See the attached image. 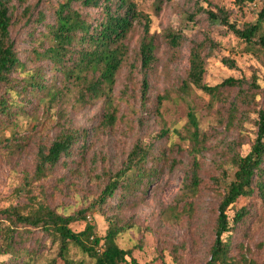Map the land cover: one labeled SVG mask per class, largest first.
<instances>
[{
    "label": "rangeland",
    "instance_id": "obj_1",
    "mask_svg": "<svg viewBox=\"0 0 264 264\" xmlns=\"http://www.w3.org/2000/svg\"><path fill=\"white\" fill-rule=\"evenodd\" d=\"M36 1L26 0L25 5L34 6L31 14L44 12L45 21H51L44 1L35 6ZM209 1L210 5L203 1L197 5L214 12L223 9L229 20L240 28L255 20L264 3V0H255L238 7L234 0ZM136 2L138 10L149 19V33L156 46V60L148 73L150 87L146 107L142 108L139 100L138 48L143 29L141 23H135L124 41L127 58L114 84L117 109L114 125L101 123V100L83 104L72 91L57 96L51 103L39 102L27 93L17 97L22 110H13L15 114L4 118L0 125V208L17 205L27 211L42 202L64 215H74L84 208L87 218L95 224L97 235L105 234L110 220L126 227L118 244L130 249L139 264H206L214 241L223 180L232 176L229 158L249 150L255 138L256 111L264 107V55L246 52L244 44L219 19H210L197 10L196 0H168L159 12L154 10V0ZM12 4L17 7L13 15L15 23L10 29L11 39L25 69L35 71L45 63L34 58L32 52L34 48L40 49L35 39L43 30V24L27 23L21 16L23 6L16 1ZM87 15L98 19L100 9L87 10ZM169 33L183 36L180 46L171 47ZM203 40L212 43L202 53L206 68L204 82L214 85L234 77L244 78L249 85L254 79L259 88H252L253 97L244 100L239 97L238 87H229L224 90L221 101L211 104L209 96L200 90L182 91L180 85L188 71L190 48L193 42ZM42 74L44 82L51 79L59 84L61 80L48 70ZM15 76L20 77V74ZM163 94L159 114L154 106L157 96ZM189 110L194 111L199 122L200 151L190 138ZM69 130H76L80 135L70 154L61 157L52 176L34 183L30 186L31 192H26L24 176L32 173L37 146L49 144ZM137 140L150 145L145 169H155V172L144 180L143 189L135 195L122 202L116 196L111 197L99 210L94 199L101 189L103 171L118 170ZM14 141L23 143L19 148H7ZM194 161L199 166L200 182L197 189L191 190ZM242 205H247L249 212L232 232L230 254L237 261L235 264L241 263V256L262 264L264 201L256 196L239 199L230 214ZM70 226L80 231L84 222L77 221ZM34 240L29 238L23 245L39 250ZM41 245L38 264L52 257L55 251V245L47 238ZM71 254L76 259L80 257L73 247ZM2 260L4 258L0 257Z\"/></svg>",
    "mask_w": 264,
    "mask_h": 264
},
{
    "label": "trees",
    "instance_id": "obj_2",
    "mask_svg": "<svg viewBox=\"0 0 264 264\" xmlns=\"http://www.w3.org/2000/svg\"><path fill=\"white\" fill-rule=\"evenodd\" d=\"M13 1L23 6L21 16L27 23L43 24V30L35 39L40 43V49L34 48L32 52L34 58L45 63L37 66L35 71L25 69L10 36L17 7L12 4ZM41 1L49 9L51 21H45V14L41 11L36 16L32 15L31 9L34 6L25 5L26 0H0V125L4 118L15 114L13 110H22V104L17 102V97L22 93L37 98L39 102L51 103L57 96L71 91L77 95L76 100L83 104L101 100V123L109 127L114 125L117 120L114 84L116 75L127 58L128 48L124 41L135 23H141L143 29L138 48L141 73L139 100L141 107L145 108L150 87L148 73L156 60V46L154 37L149 33V19L138 10L136 0H37L35 6ZM166 1L168 0H154V10L159 12ZM199 1L210 5L209 0H196V5ZM254 1L234 0V3L242 7ZM90 9H100V17L90 18L87 15V10ZM197 10L206 13L210 19H219L244 44L246 52L264 55V3L255 20L244 23L241 28L229 20L223 9L214 12L197 5ZM168 41L172 48H177L181 45L183 36L169 33ZM211 44L208 40L193 42L189 52L188 71L180 85L182 91L188 92L193 88L200 90L209 96L211 104L221 101L224 90L229 87H238L239 97L244 100L253 97L252 88H259L254 79L249 85L244 78L234 77H227L214 85L204 82L206 68L202 53ZM45 70L59 75V84L51 79L44 82L42 73ZM16 73L20 77H16ZM164 98V94L157 96L154 106L156 113L160 114ZM256 114L255 138L249 150L245 154L236 153L229 158L232 176L223 180L214 223V241L206 264L237 263L230 254V237L235 227L245 220L249 209L247 205H242L232 215L229 211L239 199L256 196L264 201V107L258 109ZM187 116L191 141L196 150L200 151L198 119L192 110L188 111ZM79 138L76 130H69L49 144L37 146L32 173L24 176L26 192H31L30 186L34 183L44 182L53 175L61 157L70 154ZM22 143L23 141H14L7 148H19ZM150 149V145L137 140L118 170L103 171L101 189L94 199L99 210L107 205L111 197L116 196L122 202L143 189L144 180L155 172V169H145ZM198 167V163L194 161L191 190L197 189L200 182ZM215 182H219L218 178ZM39 186L42 187L43 183ZM32 196L30 195L31 199ZM86 213L87 209L82 208L74 215H64L42 202L27 211L17 205L0 208V257L4 258L0 264H38V253L45 238L55 245V251L52 257L41 264H139L130 249H124L118 244V238L126 230L124 225L107 218V221L110 220L108 227L105 234L100 236L95 233V224L92 219L87 218ZM77 221L84 222L80 231H74L70 226ZM2 223L4 224L1 226ZM29 238H35L39 250L37 247L25 248L23 244ZM71 247L75 249V253L80 254L78 259L71 254ZM240 259V264H258L243 256Z\"/></svg>",
    "mask_w": 264,
    "mask_h": 264
}]
</instances>
